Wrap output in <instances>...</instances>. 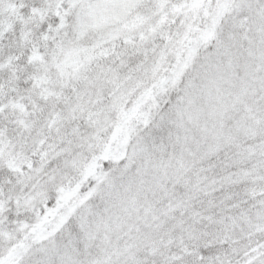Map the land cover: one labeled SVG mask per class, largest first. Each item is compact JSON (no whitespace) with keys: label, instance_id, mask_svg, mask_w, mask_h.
I'll return each instance as SVG.
<instances>
[{"label":"snow or ice","instance_id":"6c2138e0","mask_svg":"<svg viewBox=\"0 0 264 264\" xmlns=\"http://www.w3.org/2000/svg\"><path fill=\"white\" fill-rule=\"evenodd\" d=\"M0 264H264V0H0Z\"/></svg>","mask_w":264,"mask_h":264}]
</instances>
